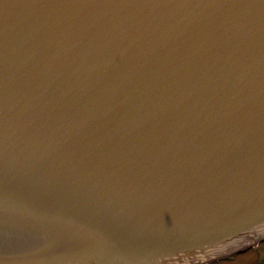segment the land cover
Listing matches in <instances>:
<instances>
[{"label": "water", "instance_id": "water-1", "mask_svg": "<svg viewBox=\"0 0 264 264\" xmlns=\"http://www.w3.org/2000/svg\"><path fill=\"white\" fill-rule=\"evenodd\" d=\"M261 239L264 0H0V264Z\"/></svg>", "mask_w": 264, "mask_h": 264}, {"label": "rangeland", "instance_id": "rangeland-1", "mask_svg": "<svg viewBox=\"0 0 264 264\" xmlns=\"http://www.w3.org/2000/svg\"><path fill=\"white\" fill-rule=\"evenodd\" d=\"M207 264H264V239L252 243L243 252Z\"/></svg>", "mask_w": 264, "mask_h": 264}]
</instances>
